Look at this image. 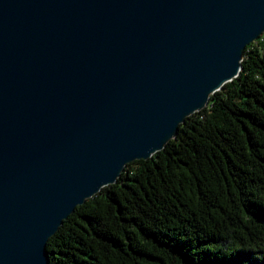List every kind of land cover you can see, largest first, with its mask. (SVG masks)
<instances>
[{
	"label": "water",
	"instance_id": "95a60500",
	"mask_svg": "<svg viewBox=\"0 0 264 264\" xmlns=\"http://www.w3.org/2000/svg\"><path fill=\"white\" fill-rule=\"evenodd\" d=\"M264 0H0V264H49L62 222L239 75Z\"/></svg>",
	"mask_w": 264,
	"mask_h": 264
},
{
	"label": "trees",
	"instance_id": "16d2710c",
	"mask_svg": "<svg viewBox=\"0 0 264 264\" xmlns=\"http://www.w3.org/2000/svg\"><path fill=\"white\" fill-rule=\"evenodd\" d=\"M49 264H264V33L164 149L75 208Z\"/></svg>",
	"mask_w": 264,
	"mask_h": 264
}]
</instances>
